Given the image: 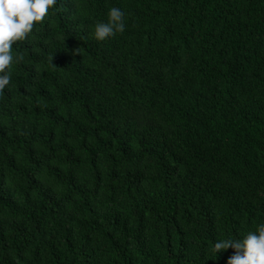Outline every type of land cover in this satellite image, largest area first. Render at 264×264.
I'll list each match as a JSON object with an SVG mask.
<instances>
[{"label":"trees","instance_id":"16d2710c","mask_svg":"<svg viewBox=\"0 0 264 264\" xmlns=\"http://www.w3.org/2000/svg\"><path fill=\"white\" fill-rule=\"evenodd\" d=\"M12 53L0 264H227L264 223V0H57Z\"/></svg>","mask_w":264,"mask_h":264},{"label":"clouds","instance_id":"9594fccd","mask_svg":"<svg viewBox=\"0 0 264 264\" xmlns=\"http://www.w3.org/2000/svg\"><path fill=\"white\" fill-rule=\"evenodd\" d=\"M56 3L57 0H0V92L12 79L11 66L14 60L19 63L24 59L22 53L14 57L13 43L27 39L34 23L43 21ZM125 15L122 8L111 7L109 19L95 25V38L106 40L123 32L126 28ZM213 247L217 255L229 247L236 249L227 264H264V223L242 237L217 239Z\"/></svg>","mask_w":264,"mask_h":264}]
</instances>
